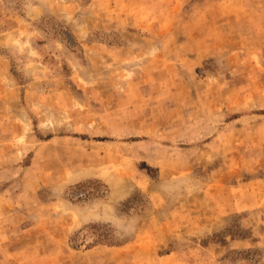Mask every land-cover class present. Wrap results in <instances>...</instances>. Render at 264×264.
Returning <instances> with one entry per match:
<instances>
[{
  "label": "rangeland",
  "instance_id": "374dc122",
  "mask_svg": "<svg viewBox=\"0 0 264 264\" xmlns=\"http://www.w3.org/2000/svg\"><path fill=\"white\" fill-rule=\"evenodd\" d=\"M0 264H264V0H0Z\"/></svg>",
  "mask_w": 264,
  "mask_h": 264
}]
</instances>
